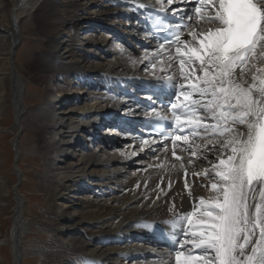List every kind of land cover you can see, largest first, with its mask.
Instances as JSON below:
<instances>
[{
    "label": "bare ground",
    "instance_id": "obj_1",
    "mask_svg": "<svg viewBox=\"0 0 264 264\" xmlns=\"http://www.w3.org/2000/svg\"><path fill=\"white\" fill-rule=\"evenodd\" d=\"M177 1L174 0L172 5L176 7ZM135 3L161 6L157 0H0V64L3 67L0 71V114L7 102L14 108L15 122L9 132L13 137L11 143L15 159H19L21 154L15 136L26 123L23 119V93L27 77L15 64L14 55L22 42L20 24L26 15L38 20L37 25L30 22L39 41L35 40L41 43L37 47V63L33 61L38 64L34 75L45 88L52 80L60 81L56 99L66 93L63 90H71L69 76L75 81L81 78L77 82L79 87L74 88H79V93H83L89 85L84 80L96 75L100 77L93 78L104 81L102 88L113 91L112 95L97 92L94 98H100L104 108L86 117L81 126L71 120L70 111L57 115L50 113L49 104L47 108L32 112L30 124L36 130L37 150L44 158L45 171L39 177V190L46 201V211L42 212L45 218L34 214L26 208L27 199L18 186L12 188L14 205L8 235L12 264H175V254L171 249L157 250L150 244L153 245L154 239L161 238V232L165 230L177 236L180 248L185 222L179 217L192 211L194 204L199 203V197H207L210 193L211 165L216 162L218 153L209 150L213 144H208L205 149V140L190 142L201 146L195 156L190 149L184 151L187 145L179 141L175 149L181 157L179 161L173 156L170 143H143L131 133L128 135L131 142H126L122 150L114 153L105 152L108 146L114 144L108 137L95 138L98 140L97 148L90 147V144L93 145L92 135L88 134L90 126H96V123L100 127L110 125L121 115L122 124L135 122L136 111L127 109V104H121L127 100L116 98L118 88L131 86L132 83L139 87L143 78L154 82L165 75L175 76L181 83L187 84L180 79L179 61H169V51L173 56L175 51L167 46L161 49L160 45L146 40L148 49L134 45V50L126 46L128 50L122 48L115 51L110 45V38L106 39V43L96 39L88 31L93 26L86 24L82 26L81 40L84 42L80 41L85 48L79 50L75 47L77 25L70 11L77 9L87 13L91 5H97L98 9L91 10L88 19L93 22L100 20L104 27L119 31L126 41L133 44L142 40L137 23L126 19L133 13ZM163 4L166 6L167 0H163ZM192 26L198 27L195 20ZM184 39L190 37L185 36ZM13 43L16 44L14 47ZM99 46L113 55L106 63L97 60H106L105 55L98 51ZM33 48L35 46L28 48L24 61L32 62ZM169 63L173 66L168 67ZM153 65L156 67L153 68ZM143 68L147 69H144L145 75L140 72ZM185 71L189 69L185 68ZM97 81L94 83H99ZM83 134L87 135L86 138H82ZM74 144L80 149L74 151L75 155H70ZM135 147L138 151L131 154ZM216 147L218 149L219 145ZM153 152L157 157L155 163H149L150 166L143 171L136 169L138 175H127L130 169L127 166L131 162L136 166L144 154ZM205 170H208L207 176L203 174ZM16 171L20 182L22 171ZM81 179L83 182H80ZM7 183L8 179L0 173V212L5 203L2 193ZM92 185L97 189L92 190ZM115 186L116 190L112 188ZM72 191L81 196L74 199L69 194ZM85 192L89 197H83L87 194ZM90 194L95 198H90ZM33 225L51 234L42 235L45 238L39 240L31 238L27 246H22V239L30 233Z\"/></svg>",
    "mask_w": 264,
    "mask_h": 264
},
{
    "label": "snow or ice",
    "instance_id": "obj_2",
    "mask_svg": "<svg viewBox=\"0 0 264 264\" xmlns=\"http://www.w3.org/2000/svg\"><path fill=\"white\" fill-rule=\"evenodd\" d=\"M157 2L164 11L163 0ZM191 2L189 23L181 17L173 39L165 37L169 50L175 46L169 61H179L180 79L188 87L174 85L178 92L175 102L169 95L167 113L153 103L150 115L176 130L159 133L171 141L176 160H181L175 151L179 141L197 155L201 146L193 147L190 137L207 141L205 149L213 144L209 150L218 154L209 195L179 217L184 239L175 264H264V0ZM184 28L190 39H182Z\"/></svg>",
    "mask_w": 264,
    "mask_h": 264
},
{
    "label": "rangeland",
    "instance_id": "obj_3",
    "mask_svg": "<svg viewBox=\"0 0 264 264\" xmlns=\"http://www.w3.org/2000/svg\"><path fill=\"white\" fill-rule=\"evenodd\" d=\"M94 9H98L97 5L96 6L91 5L87 13H85L84 11L83 12L78 11L77 9L70 11V16L72 17L74 16L77 25L76 32L78 33V36L76 37L75 47H77L79 50L85 48L83 43L80 44V41L84 42V40H81V38H83L82 33L84 32L82 26L89 24L93 26V28L88 31L91 34H94L96 39L98 38L101 41L105 40L106 43V39L110 38V45L115 51H118V49L122 50V48L127 49L126 44L120 41L119 39H117V37L115 36L112 30L108 29L107 27H104L100 23L101 22L100 20L93 22L92 20L88 19V16H90L89 12L91 10L93 11ZM30 16L31 15H26V17H24V19L20 24V29L22 30V31L20 30V35L22 36V42L19 43V46L16 49L14 55L15 64L16 65L18 64V66L21 67L22 74H24V76L27 77L26 86L24 89L25 92L23 93L24 96L23 104L25 107V114L23 115V119L26 123H24V125L22 124V127L18 132V138H17V146L21 153L19 159H15L14 149L12 145L13 142L11 141V138L13 137L9 132V128L15 122V117L13 113L14 108L7 102L4 105V107H2L0 114V128H1L0 129V173L3 176H5L6 179H8L7 187L4 190L5 192L2 193L5 199V203L2 204L3 210L0 212V261L2 264H12L11 253L9 249L10 244L8 242V235L12 224V210L14 205V195H13L14 191L12 190V188L18 186L20 193H22L27 199L26 208L31 209L34 212V214H36L40 218H45V215L42 212H44V210L46 211V201L42 196L41 191L39 190V184H40L39 177L45 171L43 166L44 158L42 154L37 150L38 141L36 136V130L30 124L31 121L30 119L32 117V114L36 113L37 109L47 108V105L49 104L50 113L57 115V114H62V112L70 111L71 112L70 115L72 117L71 120L74 123L79 124V126H81L83 125L86 117L94 113L95 110L104 108V102H102L100 98L98 99L94 98L97 92L99 93L98 89H96L95 84L98 85L103 81H101V78L97 79L93 77H100V75L92 76V78L90 77V80L88 79L84 80V83L87 82L89 85L86 88L84 87L85 89L83 93H79L81 91L79 88L74 89L75 87H79L77 85V82L80 81L81 78L80 80L75 81L70 76L67 77L68 82H70L71 90H65V91L63 90V92L66 93H63V95L59 96L58 99H56L57 98L56 90L60 87L59 85L60 81L52 80L50 81L49 85L45 88V86L42 84L39 78H37L34 75V72L38 67V64H35L37 63L39 57L37 47L40 46L41 43L37 42L39 40L36 39L35 31L34 29H31L32 25L34 24L37 25L38 20L37 18L31 19ZM30 22L32 23V25L30 24ZM131 45H133V43ZM34 46H35V48H33L34 58L32 62H27L26 60L24 61V56L29 50L28 48ZM135 47L136 46H134V48ZM92 49H95V47H93ZM98 49L99 52H102V54L105 55L104 57L106 58V60L101 58L97 60L106 63L107 60L112 58L113 55L111 56L110 54H108L106 48L99 46ZM144 69L147 70L146 68H143L140 70V72H142V74L145 75L146 71ZM0 71H3V67L1 64H0ZM94 81H97L99 83H94ZM113 112L115 113L114 110ZM60 125H62V123H60ZM96 126H90V132H88V134L90 133L92 135L91 142H93L92 143L93 145L91 146L90 144V147L92 148H97L96 141L98 140L97 139L95 140V138L108 137L110 141L114 143L113 145L108 146L106 148L105 152L107 154L114 153L117 150H122L124 147L122 145H124L126 142H131L128 140V136L126 134H118L116 131L112 130L113 126L111 125L100 127L96 123ZM112 132H116V133L112 134ZM83 135L82 138H86L87 135L86 134ZM93 136H95L94 139H92ZM75 145L76 144H74L72 149L70 150V155H72V153L75 155L74 151L76 150L79 151L80 148L77 149V146ZM135 149L132 150L131 154L135 153V151H138L136 147ZM190 150L189 151L192 152V149ZM156 158H157L156 152H153V153L144 154L143 157L139 159L141 160V162L136 166L132 164V162L131 163L129 162L130 164L128 163L129 165L127 167L130 166V169L129 171L127 170V172L129 173L127 175H131V176L138 175V173L135 172L136 169L138 170L141 169L143 171L145 168L149 167L150 164L152 165L153 163H155L157 161ZM16 169H18L19 172L20 170L22 171L21 172L22 178L20 182H18L17 179ZM80 182H83V179H81ZM112 188H115L114 190H116L117 186ZM96 189L97 187L95 185H92V190H96ZM69 194L71 196H74V199L81 196V194H78V192L76 191H72ZM85 196L89 197L88 193L85 194L83 197ZM90 198H95V197L93 196V194H90ZM45 234L49 235L51 233H46L45 231H41L37 225H33L32 230H30V233H28L27 236L22 239V246H27L29 244V239L31 238L38 240L43 239L42 237H44Z\"/></svg>",
    "mask_w": 264,
    "mask_h": 264
},
{
    "label": "water",
    "instance_id": "obj_4",
    "mask_svg": "<svg viewBox=\"0 0 264 264\" xmlns=\"http://www.w3.org/2000/svg\"><path fill=\"white\" fill-rule=\"evenodd\" d=\"M16 43V42H15ZM15 43H13V47L16 45ZM18 135L15 136V140L17 139ZM15 143V142H14Z\"/></svg>",
    "mask_w": 264,
    "mask_h": 264
}]
</instances>
